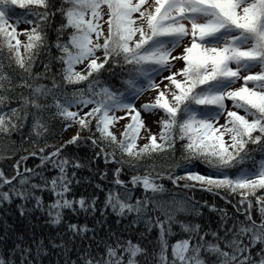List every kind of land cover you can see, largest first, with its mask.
Returning a JSON list of instances; mask_svg holds the SVG:
<instances>
[{
    "label": "snow or ice",
    "instance_id": "1",
    "mask_svg": "<svg viewBox=\"0 0 264 264\" xmlns=\"http://www.w3.org/2000/svg\"><path fill=\"white\" fill-rule=\"evenodd\" d=\"M57 13L61 23L52 42ZM38 61L42 72L35 70ZM56 63L60 68L53 72ZM105 72L121 76L123 90L101 80ZM148 91L154 98L137 108L134 101ZM142 113H162L158 133ZM50 119L78 130L59 146L45 143L21 156L15 175L0 169V205L19 199L24 215L26 202L34 200V209L45 212L52 226L64 222L65 210L94 213L98 197L73 195L80 182L75 169L84 165L62 155L68 145L87 140L99 149L94 158L117 165L101 211L158 229L157 264H264V247L252 252L264 245V0H60L59 7L52 0H0V135L30 125L28 138L39 140ZM123 120L128 122L117 134ZM141 139L147 142L140 145ZM36 156L39 164L20 171L23 161ZM158 157L166 166L157 164ZM126 165L133 170L128 182L121 179ZM48 170L56 174L48 177ZM165 179L185 193L235 198L244 219L233 218L223 236L202 231L199 223L180 219L200 215L199 202L172 193L161 183ZM136 189L144 195L133 198ZM37 192L53 199L45 204ZM211 210L218 211L214 205ZM219 211L226 225L228 215ZM175 225L186 235L170 245ZM66 228L70 240L93 231L87 224ZM57 238L48 243L60 249L64 264H141L140 257H147L139 241L117 237L102 253L89 245L69 259L71 249ZM47 255L40 238L0 253V264H41L37 258Z\"/></svg>",
    "mask_w": 264,
    "mask_h": 264
},
{
    "label": "trees",
    "instance_id": "2",
    "mask_svg": "<svg viewBox=\"0 0 264 264\" xmlns=\"http://www.w3.org/2000/svg\"><path fill=\"white\" fill-rule=\"evenodd\" d=\"M52 3L55 7L60 6V0H52ZM15 11L17 13L22 12V10L18 8L15 9ZM60 23L61 16L57 13V15L53 18V22L49 30V39L52 42L56 39L55 29ZM52 52L54 55L57 54L54 48L52 49ZM40 60L47 62V57L41 56ZM59 68L60 65L58 63L53 64L52 71L58 72ZM5 70L10 71L7 68ZM35 70L42 72L43 64L38 61ZM116 71L119 72V69ZM100 79L106 84L112 86L114 89L123 90L121 84L122 77L119 75L110 76L107 72H105L102 74ZM43 82L47 83L48 81ZM239 86L240 85H236L234 87ZM79 87H86V84H82ZM68 90L71 91L72 86H69ZM149 101L147 100L146 102ZM52 111H54V109ZM50 115L51 112L46 114V119L47 116ZM48 125V133L39 140H37L35 136H32L31 139L28 138L30 125H26L21 132L13 133L11 136L0 135V156L3 157V159H0V169L4 171L6 176L11 177L15 175L16 170L14 165L21 156H27L30 151L43 146L45 143L59 146L69 140L66 139V135L71 128H78V125L66 127L65 123L59 119L48 120ZM82 135L87 137L89 133L85 131ZM146 142L147 140L145 142L138 143L143 145ZM52 150V148L46 149L48 152ZM97 151H99V149H94L90 141L84 140L76 145H68L62 153L64 156L77 158L84 165V167L80 169H75L76 179L80 182L79 184L74 183L73 195L77 199L80 196H84L86 199H91L93 196L98 197L96 205L97 210L94 213L91 211L84 212L78 210L76 212H72L71 210H65L64 222L61 225L52 226L47 222L48 217L45 212L34 209V200L26 202V211L24 215L20 214L19 206L25 202L19 199H14L10 204L4 203L0 205V253L10 252V250H12L17 243L31 245L33 240L43 238L45 245L48 248L49 255L37 258L41 260V264H64L66 257L60 254V249H53L48 243L50 239L57 238L58 234H60V237L67 242V246L71 249V251L67 254V258L69 259H76V250L79 249L83 252V250L89 245H91L93 252L102 253L105 243H110L117 237H121L123 239L139 241L146 249L147 257H140L141 264H144L145 259H147L148 264H157L153 254L159 251L158 229L153 228L151 231H148L147 225L143 222L133 224L132 216L120 218L112 213L111 209L104 212L101 211L104 207L105 192L113 186V172L117 165L113 163L105 164L103 158H94ZM177 157H179V152H177ZM39 162V156L29 157L26 161L21 163L20 171H23L25 167L34 168L37 164H39ZM166 163L167 162L164 159L159 157L157 158L158 165L166 166ZM48 167L50 169L51 166L49 165ZM70 171L72 170L70 169ZM105 172L107 173V176L102 179L101 176ZM44 174L51 177L52 175H55L56 172L55 170H48L45 171ZM132 174L133 170L126 165L124 171L121 173V179L128 182L130 181ZM140 174H143L142 169ZM33 182H39L38 178ZM161 183H164L165 187L171 190L172 193L177 194L178 196L186 194L189 197H194V199L199 202L198 211L200 215L184 214L180 217V219L185 222L190 221L192 223H199L202 231H218L219 234L223 236L224 227H231L233 218L239 220L244 219L243 215L238 213L236 211V207H234L237 203L235 198L228 197V200H231V203H229L228 200L222 198L221 196L213 195L204 191L185 193L180 188L173 186L171 182L166 179L162 180ZM96 185H100L101 187L97 188ZM129 186L131 187V185ZM4 190H7V187ZM120 191H123V189H120ZM36 194L44 197L45 204L53 199L52 194L49 192H37ZM143 195L144 193L141 189H136L132 192L133 198L142 197ZM213 205L216 209H218V211L211 210ZM219 210H224L228 215L226 225L222 223V212ZM253 217L258 219V212L255 207L253 209ZM68 223H76L80 225L87 224L90 229H93V231H89L81 236H76L74 240H70L72 234L67 232L66 225ZM173 230L177 233V235L169 238L170 245L177 239L185 238L186 235L181 233L178 225H175ZM59 242L60 238H57V243ZM261 247H264V245H257L253 248L252 252L254 256L260 251Z\"/></svg>",
    "mask_w": 264,
    "mask_h": 264
},
{
    "label": "rangeland",
    "instance_id": "3",
    "mask_svg": "<svg viewBox=\"0 0 264 264\" xmlns=\"http://www.w3.org/2000/svg\"><path fill=\"white\" fill-rule=\"evenodd\" d=\"M26 27H29V26L25 25V24H21L20 25V29H23V28H26ZM24 38L25 37H23V36L20 37L21 40H23ZM178 51H180V50H178ZM179 66L180 65L178 64L177 67H179ZM256 70L258 71V69H256ZM165 75H167V73H165ZM240 83L241 82H238L236 85H240ZM154 96H155V92L154 91L145 92L143 95H141L138 99H136L134 101L136 107L139 108L141 104L146 103L147 100L148 101L151 100L152 98H154ZM118 115H123V113H118ZM141 115L144 118V120H145L146 124L148 125V127L152 130V132L153 133H158L159 132V124L157 123V121L159 120V117H160V115H162V113H154V114L142 113ZM127 122H128L127 120H123L117 125V127L115 129L117 134H119V132L123 130V125L125 123H127ZM221 123H223V120H221ZM77 130H78L77 127L71 128L69 130V132L67 133V135H66V139H70L73 135H75ZM143 135L146 136L147 133H143ZM145 141H146V139L139 140L140 143L145 142ZM201 169H202V167H201Z\"/></svg>",
    "mask_w": 264,
    "mask_h": 264
}]
</instances>
